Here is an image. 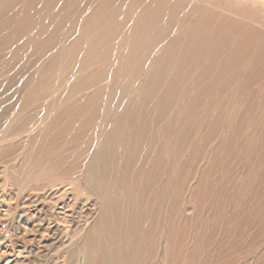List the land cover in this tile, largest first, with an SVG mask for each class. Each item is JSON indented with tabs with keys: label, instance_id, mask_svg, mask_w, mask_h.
Returning <instances> with one entry per match:
<instances>
[{
	"label": "rangeland",
	"instance_id": "obj_1",
	"mask_svg": "<svg viewBox=\"0 0 264 264\" xmlns=\"http://www.w3.org/2000/svg\"><path fill=\"white\" fill-rule=\"evenodd\" d=\"M165 1L0 0V264H264V0Z\"/></svg>",
	"mask_w": 264,
	"mask_h": 264
},
{
	"label": "bare ground",
	"instance_id": "obj_2",
	"mask_svg": "<svg viewBox=\"0 0 264 264\" xmlns=\"http://www.w3.org/2000/svg\"><path fill=\"white\" fill-rule=\"evenodd\" d=\"M161 1V0H160ZM163 1V0H162ZM182 3H184L183 1H178V3L176 4V5H172V6H170L171 8H170V10L172 11V10H174V9H176V7L179 9V7H180V5L182 4ZM162 4V6H167L168 5V1L166 0L165 1V3L164 2H162L161 3ZM213 15V13H210V14H207L206 15V18H207V20H208V23L206 22V25H208V26H213V24L216 22V17H214V16H212ZM160 18H161V16H160ZM160 21V20H159ZM157 21H152V24L154 25L155 23H156ZM238 21H233L231 24H229V23H227V22H223L222 24H221V26L219 27V28H216V31H215V34H214V39H218L219 40V38H220V36H221V34H223V32L227 29V27H234V30H233V33H232V36H237V35H241L242 33H244V38H242L239 42H237V44H238V48H236V49H233L231 52H232V55H233V57H232V59L230 60V61H227V65H229V66H232L233 64H235L236 63V61H237V59H243V57H242V54H243V52H247V51H249L250 49L251 50H253L254 48L253 47H251L253 44V46H255V44L257 43V41H259V40H261L260 38L262 37V39L264 40V36H262L263 35V33H260L257 29H255V27H252V26H250V25H245V27H248L249 29H248V31H246V32H243L244 31V29H245V27L243 26V27H241V26H239L238 25ZM252 24V23H251ZM247 30V29H246ZM201 32L203 33V34H205L204 33V30L202 29L201 30ZM208 40V39H207ZM227 40V38H223L222 39V41L221 42H217L216 43V50L219 52L221 49H224V46H225V41ZM228 41V40H227ZM230 42V41H229ZM213 44H215L214 42H213ZM257 45V44H256ZM227 49V48H226ZM229 49V48H228ZM261 49V48H260ZM262 52H261V55H260V57H259V59H260V61H258L257 62V67H258V65L259 64H263L264 63V45H263V47H262ZM254 52V51H253ZM226 54V53H225ZM229 55H230V53H229ZM231 56V55H230ZM261 66V65H260ZM256 68V67H255ZM32 135V134H31ZM112 139V144H113V141H114V137L113 138H111ZM100 156H101V153H100V155H98V158H97V161L99 160V162H100V160H101V158H100ZM57 164V163H56ZM103 164V163H102ZM95 165V164H94ZM98 166V165H97ZM95 167V166H94ZM61 168V167H60ZM96 168V167H95ZM95 168H91V172H93V170L95 169ZM97 169V168H96ZM100 170H101V172L102 173H104L105 171H106V169L105 168H102V166H101V168H100ZM76 171V170H75ZM78 171V170H77ZM76 171V172H77ZM86 178V177H85ZM103 178H105V176H103ZM82 181V180H81ZM91 188V187H90ZM95 188V187H94ZM96 191H98V190H96ZM107 191V190H106ZM58 195V194H57ZM121 196V195H120ZM120 196L119 197H117L116 198V200H119L120 199ZM58 197V196H57ZM77 198V197H76ZM102 198V197H101ZM71 199V198H70ZM106 199V198H105ZM122 199V198H121ZM103 200V199H102ZM79 201V200H78ZM106 201V200H105ZM113 204V203H112ZM114 205L115 204H113V205H111V206H109L107 209L108 210H110L111 208H113L114 207ZM119 206V205H118ZM129 207H132V205H129ZM41 208V207H40ZM71 208V207H70ZM136 210L134 209L132 212H131V214H129V212H128V210H126V216H128V215H130V217L127 219V221H128V224H129V228L131 229V232L135 235L134 237H135V239L134 240H136V241H142V239H141V237H140V235H141V230H142V224H143V216H142V214L140 215V216H138L137 214H136V212H135ZM81 212V211H80ZM122 216V215H121ZM106 217V216H105ZM127 218V217H126ZM102 219H104V213H103V216H102ZM106 219V218H105ZM112 219V218H111ZM84 220V219H83ZM116 221V220H115ZM122 221V220H121ZM157 222V221H156ZM155 222V223H156ZM110 227V226H109ZM112 228V227H111ZM173 228V227H172ZM126 229V228H125ZM128 229V228H127ZM177 229V228H176ZM109 233H111V235H112V238L114 239V240H116L117 238H120L119 236L120 235H114L112 232H109ZM132 234V235H133ZM149 237V236H148ZM121 239V238H120ZM144 241V240H143ZM146 241V240H145ZM175 241V240H174ZM141 243V242H140ZM145 244V243H144ZM143 246V245H142ZM164 246V245H163ZM171 249V248H170ZM153 253V252H152Z\"/></svg>",
	"mask_w": 264,
	"mask_h": 264
}]
</instances>
